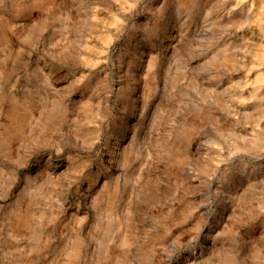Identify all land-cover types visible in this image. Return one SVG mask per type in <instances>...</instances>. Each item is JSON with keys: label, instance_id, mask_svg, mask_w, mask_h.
Segmentation results:
<instances>
[{"label": "rangeland", "instance_id": "obj_1", "mask_svg": "<svg viewBox=\"0 0 264 264\" xmlns=\"http://www.w3.org/2000/svg\"><path fill=\"white\" fill-rule=\"evenodd\" d=\"M263 56L264 0H0V264H264Z\"/></svg>", "mask_w": 264, "mask_h": 264}, {"label": "bare ground", "instance_id": "obj_2", "mask_svg": "<svg viewBox=\"0 0 264 264\" xmlns=\"http://www.w3.org/2000/svg\"><path fill=\"white\" fill-rule=\"evenodd\" d=\"M264 57V56H263ZM15 126H17V123L15 124Z\"/></svg>", "mask_w": 264, "mask_h": 264}]
</instances>
